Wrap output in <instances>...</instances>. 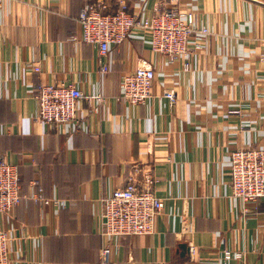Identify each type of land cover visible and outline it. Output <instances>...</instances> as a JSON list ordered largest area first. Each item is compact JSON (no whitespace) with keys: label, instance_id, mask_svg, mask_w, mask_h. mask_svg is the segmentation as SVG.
<instances>
[{"label":"crops","instance_id":"0c3cea01","mask_svg":"<svg viewBox=\"0 0 264 264\" xmlns=\"http://www.w3.org/2000/svg\"><path fill=\"white\" fill-rule=\"evenodd\" d=\"M125 1L141 16L194 14L210 44L171 63L132 34L101 74L98 49L73 40L83 0H7L0 11V159L18 166L22 196L0 216L12 264H104L101 199L131 179L145 188L147 176L164 210L153 234L113 241L110 264H264V201L235 199L230 176L235 149L264 147V0ZM145 64L153 99L120 101L124 75ZM48 83L103 101H79L77 120L58 132L38 121L36 86ZM40 186L61 203L35 202Z\"/></svg>","mask_w":264,"mask_h":264},{"label":"built area","instance_id":"2783aa9c","mask_svg":"<svg viewBox=\"0 0 264 264\" xmlns=\"http://www.w3.org/2000/svg\"><path fill=\"white\" fill-rule=\"evenodd\" d=\"M7 0H0V11ZM79 30L73 40L79 45H91L100 54V73L109 71L106 59L110 48L125 43L132 34L150 37L151 51L170 59L171 63L190 59L195 50H203L213 36L209 29L198 26L192 13L179 8H158L151 16H141L129 11L125 0L113 11L110 0H84L79 17ZM193 47V49L191 48ZM188 64L185 63V70ZM35 72H41L40 67ZM156 72L152 66L143 65L124 75L120 101L131 105H146L154 97L153 85ZM164 97L172 103L177 100L174 91H166ZM85 99L91 109L99 105L101 96L85 95L76 85L48 83L36 86L38 121L62 132L77 120L78 102ZM230 176L233 197L244 204L264 201V147L238 148L230 157ZM47 206L58 205V200L44 197L40 186L31 197ZM22 200L19 168L15 163L0 159V216L10 214ZM101 235L109 243L101 250L102 262L111 263L112 245L115 240L126 237L151 235L156 221L164 210V201L158 195L151 176L146 187L140 188L131 179L124 188H117L101 199ZM10 234L0 222V264H12L9 249ZM243 253L225 252V259L243 260Z\"/></svg>","mask_w":264,"mask_h":264},{"label":"trees","instance_id":"16d2710c","mask_svg":"<svg viewBox=\"0 0 264 264\" xmlns=\"http://www.w3.org/2000/svg\"><path fill=\"white\" fill-rule=\"evenodd\" d=\"M84 1V0H83ZM113 11H115V10H113Z\"/></svg>","mask_w":264,"mask_h":264}]
</instances>
